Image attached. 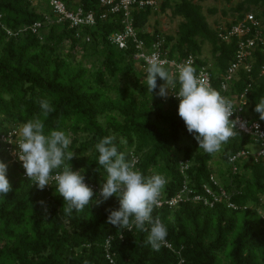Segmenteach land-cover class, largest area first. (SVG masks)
Segmentation results:
<instances>
[{"label":"trees","instance_id":"1","mask_svg":"<svg viewBox=\"0 0 264 264\" xmlns=\"http://www.w3.org/2000/svg\"><path fill=\"white\" fill-rule=\"evenodd\" d=\"M69 10L82 8L96 16L104 12L101 0H61ZM206 0H162L160 12L135 11L134 26L147 47L160 35L170 59L195 57L194 68L208 67L204 44L211 46L214 59L212 85L220 88L221 77L234 61L236 40L222 34L255 14L264 29V0H224L231 21L217 27L209 23L201 2ZM35 3V2H34ZM49 1L34 5L31 0H0V136L37 116L45 132L62 130L72 140L69 150L76 153L74 171L81 170L89 186H97L92 203L66 214L65 201L53 185L40 190L24 177V170L12 162L8 147L0 141V160L8 165L12 190L0 195V264H110L106 246L116 264H264V162L242 161L234 174L229 158L242 149H251L252 140L242 134L229 139L216 154L199 149L178 115L179 101L147 92L143 80L146 67L135 60V51L119 50L109 37L123 30L120 16L98 20L95 27L81 29L90 43L76 38L78 29L68 22L44 27L41 34L28 30L9 35L43 21L49 14ZM170 11L181 22L176 34L152 24V14ZM211 14L216 9L209 10ZM252 73L243 70L231 84V94L239 96L249 88L244 116L264 122L254 111L264 97V75L260 53ZM163 84V80H157ZM232 96V97H233ZM48 99L54 111L41 116L39 100ZM115 136L119 151L138 158L136 168L145 176L160 174L166 179L162 194L172 198L186 183L190 189L209 197L204 186L217 174L218 163L227 165V179H218L226 190L224 200L213 206L188 201L178 208H155L152 215L166 226V243L156 252L146 244L148 233L135 228L129 232L107 222L109 209L119 208L113 195L100 197L105 170L98 163L95 145L105 136ZM124 140L125 143H121ZM181 163H188L183 172ZM215 192L217 187L212 186ZM99 199L101 203H95ZM43 202V204L41 203Z\"/></svg>","mask_w":264,"mask_h":264},{"label":"clouds","instance_id":"2","mask_svg":"<svg viewBox=\"0 0 264 264\" xmlns=\"http://www.w3.org/2000/svg\"><path fill=\"white\" fill-rule=\"evenodd\" d=\"M143 59L147 65L143 80L147 92L153 94L159 87L155 93L157 96L167 99L172 95L179 100L178 115L198 142L199 149L210 155L216 154L237 134L238 125L246 128L247 121H241L239 117L231 119L237 111L234 102L211 87L202 70L197 75L190 60L177 64L175 71H171L166 66L167 61L155 53L144 55ZM158 78L164 83L158 85ZM38 103L41 116L46 118L54 111L48 99H41ZM254 111L260 120H264V97L259 99ZM9 135L16 137L7 142L17 145L14 155L22 162L28 179L40 190L53 185L54 181L56 193L65 201L63 211L66 214L70 215L74 209L80 212L92 203L95 193L85 183V175L81 170L74 171L67 163L76 156L69 150L72 143L69 134L57 129L46 134L44 121L37 116L19 124ZM115 140V136H105L95 145L99 153L98 163L106 173L100 197L106 201L116 195L119 199V208L108 210L107 222L119 230L131 232L135 228L147 232L146 244L158 252L166 245L167 229L152 213L160 206L159 197L166 179L155 173L145 176L136 168L137 159L134 156L128 159L126 153L118 150ZM121 143L125 141L121 140ZM7 172L8 165L0 160V195L5 196L12 190ZM101 202L97 199L95 203Z\"/></svg>","mask_w":264,"mask_h":264},{"label":"built area","instance_id":"3","mask_svg":"<svg viewBox=\"0 0 264 264\" xmlns=\"http://www.w3.org/2000/svg\"><path fill=\"white\" fill-rule=\"evenodd\" d=\"M48 1L49 14H46L44 16L43 21H36L31 26L23 28L16 33H13L12 30H8V34L18 35L30 30L35 34L40 35L44 27H49L53 24L68 22L71 29H78L76 38L80 39L82 43H90L91 37L85 34L83 35L81 29H84L86 27H95L98 22L97 19L105 21L109 18V16H120L123 30L120 32H116L109 37L110 43L118 47L119 50H129L133 48L135 51V60L142 62L145 66L147 65L143 59V56L151 55L153 53L157 54L160 59L167 61L166 66L171 71H175V67L177 64L183 63L188 60H190L192 66H194L195 57L193 56H189L182 61L170 59L168 52L164 48L165 40L160 35H157L156 40L151 44V46L147 47L146 42L139 36V33L134 26L135 23L133 14L135 11L150 9L153 12H159L162 0H101V5L104 7V12L99 16H96L93 11L86 12L80 7L74 11L69 10L61 0ZM0 24L3 26L1 15ZM222 37L227 41L231 39L236 40L237 49L234 56V61L228 67L226 73L221 77L220 88L216 89L215 87H213L212 73L208 67H200L196 72L197 75H199L202 70L205 79L210 84V86L218 90L221 95L231 99L234 102L237 111L235 112L233 117H231V119H236V117H239L241 121H247L246 128H240L239 125L237 126L236 133L249 137L254 143L253 145L255 146V149L239 150L236 154L232 155L229 158L230 169L234 174H236L239 171V163H241L242 161H250L253 163L264 162V122L252 121L248 117L244 116L246 97L249 88H246L245 91L239 96H233L231 94L230 87V84L237 77H239V74L242 70L247 74L252 73L254 63L258 59L256 53H260L264 57V29L261 22L257 19L256 15L249 13L245 15L242 21L234 25L229 30V32H227L226 34H222ZM261 75H264V62L261 66ZM169 98L179 101L175 96L172 95H170ZM257 125H259V128L257 127ZM11 132H9L8 134H2L0 136V141L7 145L12 162H17L22 166V162H20L18 157L14 155V152L17 150V145L15 143L7 142V140L10 138L13 141L16 139L15 136L10 137L9 134ZM136 159L138 164V158ZM188 168V163H181V169L183 172H185ZM24 177L28 178L26 176L25 170ZM49 186L51 185H48V187ZM212 186L217 187L218 191L215 192ZM90 187H92L93 190L99 189L94 185H91ZM204 191L209 197H204L201 194H198L196 191H193L186 183L178 194L169 199H165L161 191L159 197L160 206L157 208L168 206L170 209H175L178 208V206L182 203H186L188 201H203L206 205L213 206L214 204L220 203L225 200L230 208L237 209V207L230 202V196L228 195L226 190L219 186V181L216 175H212L210 177V184L204 186ZM165 246L170 249L172 248V246L167 243ZM110 249L111 245L109 239L106 246L107 259L110 264H116L114 256L110 253Z\"/></svg>","mask_w":264,"mask_h":264},{"label":"rangeland","instance_id":"4","mask_svg":"<svg viewBox=\"0 0 264 264\" xmlns=\"http://www.w3.org/2000/svg\"><path fill=\"white\" fill-rule=\"evenodd\" d=\"M199 1V0H196ZM45 3H47V0H44ZM37 3V0H35V4ZM204 11L208 17L209 23L217 27L219 24H223L226 21H231V17L228 15L226 16L224 14V11L229 7L224 3V0H206L201 2ZM49 6V5H47ZM210 9H216L217 12L215 14L210 13ZM160 12V11H159ZM156 20L158 21V26L161 29H164L167 34L169 35H175L177 26L181 22L180 19L174 18L172 13L168 11L166 14H160L158 13L155 15V13L152 14L151 22L152 24H156ZM203 57L208 60V66L210 69L214 68V59L211 54V46L206 43L203 47ZM164 83V81H163ZM254 148V145H252ZM215 167L217 166V177L220 179L221 182H223L225 179H227V174L225 173L227 165L225 163H218L220 160L219 156H217L215 159Z\"/></svg>","mask_w":264,"mask_h":264},{"label":"crops","instance_id":"5","mask_svg":"<svg viewBox=\"0 0 264 264\" xmlns=\"http://www.w3.org/2000/svg\"><path fill=\"white\" fill-rule=\"evenodd\" d=\"M39 2H41V0H37V3L36 4H38ZM255 148V147H254Z\"/></svg>","mask_w":264,"mask_h":264}]
</instances>
